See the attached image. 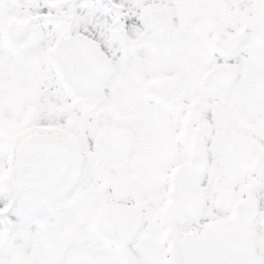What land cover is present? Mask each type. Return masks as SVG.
Returning <instances> with one entry per match:
<instances>
[{
    "label": "snow or ice",
    "instance_id": "snow-or-ice-1",
    "mask_svg": "<svg viewBox=\"0 0 264 264\" xmlns=\"http://www.w3.org/2000/svg\"><path fill=\"white\" fill-rule=\"evenodd\" d=\"M0 264H264V0H0Z\"/></svg>",
    "mask_w": 264,
    "mask_h": 264
}]
</instances>
